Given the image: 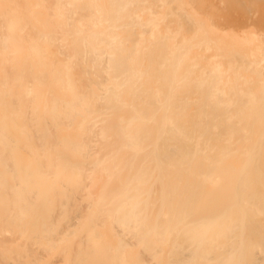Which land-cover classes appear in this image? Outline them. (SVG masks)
<instances>
[{
    "label": "bare ground",
    "instance_id": "1",
    "mask_svg": "<svg viewBox=\"0 0 264 264\" xmlns=\"http://www.w3.org/2000/svg\"><path fill=\"white\" fill-rule=\"evenodd\" d=\"M224 1L0 0V264H264V0Z\"/></svg>",
    "mask_w": 264,
    "mask_h": 264
},
{
    "label": "rangeland",
    "instance_id": "2",
    "mask_svg": "<svg viewBox=\"0 0 264 264\" xmlns=\"http://www.w3.org/2000/svg\"><path fill=\"white\" fill-rule=\"evenodd\" d=\"M231 1H233V0H231ZM230 0H227L226 2L224 1V5L225 6H230V7H227V9H225V8H223V10H225V11H227V10H230V11H228L229 13L230 12H232L231 14L233 15L234 14V16H237L239 13V17L238 18H240V19H243L246 15H248V14H250V13H252V10H251V8L250 7H248L247 5L249 4V3H247L248 1H246V0H239V2H241V3H239V4H242L241 6V8L242 9H244V10H241V9H239V8H235V7H237L238 6V0H234V2H236V3H232ZM231 2V3H230ZM227 3H228V5H227ZM247 3V4H246ZM230 4V5H229ZM237 4V6H235ZM222 5V4H221ZM246 5V6H245ZM223 6V5H222ZM225 6H223V7H225ZM238 7H240V5L238 6ZM244 7V8H243ZM231 8H233V9H231ZM246 8V9H245ZM238 9V10H237ZM251 11H250V10ZM237 10V11H236ZM248 11V12H247ZM249 11H250V13H249ZM234 12V13H233ZM235 12L237 13V12H239L237 15L235 14ZM246 12V15H244V13ZM248 13V14H247ZM253 14V13H252ZM252 14H250V16L249 17H252L253 15ZM243 17V18H242ZM245 18H248V16L247 17H245ZM254 18H255V15H254Z\"/></svg>",
    "mask_w": 264,
    "mask_h": 264
}]
</instances>
